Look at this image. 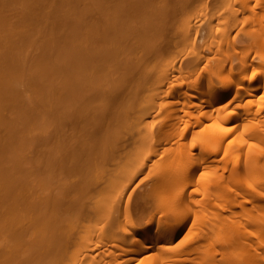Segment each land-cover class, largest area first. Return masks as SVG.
Returning a JSON list of instances; mask_svg holds the SVG:
<instances>
[{"label":"bare ground","instance_id":"1","mask_svg":"<svg viewBox=\"0 0 264 264\" xmlns=\"http://www.w3.org/2000/svg\"><path fill=\"white\" fill-rule=\"evenodd\" d=\"M0 264H264V0H0Z\"/></svg>","mask_w":264,"mask_h":264},{"label":"rangeland","instance_id":"2","mask_svg":"<svg viewBox=\"0 0 264 264\" xmlns=\"http://www.w3.org/2000/svg\"><path fill=\"white\" fill-rule=\"evenodd\" d=\"M249 95H246L245 97L247 98ZM149 124H151V121L149 122ZM145 175V174H144ZM155 220H157V219H155ZM154 220V221H155ZM190 224H191V220H189L186 224H185V226L183 227V229L180 231V233L176 236V238H175V241H178V242H180L181 240L180 239H182L183 240V238L185 237V234H186V239L184 240V242L188 239V237L191 239V233H189V230H188V228H190L189 226H190ZM218 234H220L221 233V231H218L217 232ZM188 234V235H187ZM182 242V241H181ZM205 248V247H204ZM146 253H143V254H141L142 256L143 255H145Z\"/></svg>","mask_w":264,"mask_h":264}]
</instances>
